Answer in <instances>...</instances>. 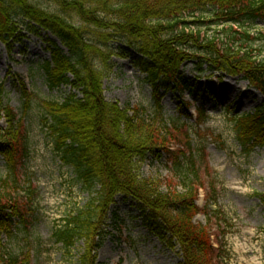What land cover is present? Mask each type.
<instances>
[{
    "label": "trees",
    "instance_id": "16d2710c",
    "mask_svg": "<svg viewBox=\"0 0 264 264\" xmlns=\"http://www.w3.org/2000/svg\"><path fill=\"white\" fill-rule=\"evenodd\" d=\"M34 1L41 2L0 0V42L5 43L17 18L28 22L31 33L42 30L54 38L47 41L46 86L51 91L71 86L80 97L70 94L62 102H42V124L62 164L73 170L87 190L99 189L84 211L53 234L55 243L71 248L83 241L79 263L95 264L108 210L114 198L123 195L141 205L152 234L163 240L169 237L171 247L178 245L180 264H220L219 249L212 248L210 217L205 225L193 222L203 187L196 162L189 158L193 155L178 152L171 164L172 177L165 183L142 179L137 163L149 155L170 154L175 140L172 130L178 132L180 126L164 119L159 92H174L179 98L185 92L195 94V81L183 75L184 64L193 62L199 73L207 64L211 71L240 77L264 99V55L252 47L256 38L244 31L245 45L235 39L244 23H264V0H48L58 13L47 12ZM71 17L81 25H74L68 20ZM205 26L221 28L231 37L224 43L204 36ZM119 37L138 56L137 68L151 85L154 113L148 114L143 107L121 109L104 100L95 62L109 48L111 38ZM23 87L26 113L29 103ZM196 111L199 123H204L203 107ZM0 119L5 123L0 129V157L7 173L0 177V264H21L4 241L14 239L16 221L25 218L18 199V170L29 149L24 124L5 103L2 84ZM235 133L244 151L264 143V104L254 114L237 117Z\"/></svg>",
    "mask_w": 264,
    "mask_h": 264
},
{
    "label": "rangeland",
    "instance_id": "374dc122",
    "mask_svg": "<svg viewBox=\"0 0 264 264\" xmlns=\"http://www.w3.org/2000/svg\"><path fill=\"white\" fill-rule=\"evenodd\" d=\"M35 3L49 13L59 12L48 0ZM68 20L81 25L76 17ZM27 25V21L17 18L4 37L5 43L0 42V84L5 103L24 124L29 149L18 170V199L25 218L16 221L14 239L4 242L9 254L18 257L21 264H80L84 242L64 248L55 243L53 234L64 228L66 220L84 211L99 189L87 190L73 170L62 164L42 124V102H62L70 94H80L71 86L48 89L43 68L50 60L47 41L54 38L42 30L31 33ZM208 28L202 29L204 36L224 43L231 37L221 28ZM243 28L239 35L235 34L238 45H245L242 32L246 31L256 38L252 47L263 56L264 23L246 22ZM137 59L124 38H111L95 67L102 76L106 102L128 110L143 107L151 114V85L137 68ZM194 66L193 62L186 63L182 71L187 79L195 81V94L185 92L179 98L174 92H159L164 119L180 128L178 132L172 130L175 140L169 147L170 154L149 155L137 163L139 176L168 182L178 152L192 154L189 158L196 162L203 186L195 202L198 213L193 222L205 225L210 217L211 243L215 250L219 249L220 264H264V143L244 151L235 133L236 118L254 114L264 99L240 77L211 71L207 64L199 73ZM23 85L29 103L26 113ZM198 107L204 109V123L197 119ZM4 127L0 119V129ZM6 175L0 157V177ZM145 216L139 203L116 196L104 220L95 264H180L178 245L171 247L169 237L163 240L152 234Z\"/></svg>",
    "mask_w": 264,
    "mask_h": 264
},
{
    "label": "bare ground",
    "instance_id": "6f19581e",
    "mask_svg": "<svg viewBox=\"0 0 264 264\" xmlns=\"http://www.w3.org/2000/svg\"><path fill=\"white\" fill-rule=\"evenodd\" d=\"M243 87L245 88V84H243Z\"/></svg>",
    "mask_w": 264,
    "mask_h": 264
}]
</instances>
